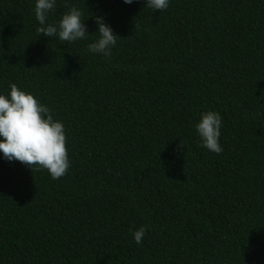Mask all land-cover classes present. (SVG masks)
I'll list each match as a JSON object with an SVG mask.
<instances>
[{
	"label": "trees",
	"instance_id": "16d2710c",
	"mask_svg": "<svg viewBox=\"0 0 264 264\" xmlns=\"http://www.w3.org/2000/svg\"><path fill=\"white\" fill-rule=\"evenodd\" d=\"M35 2L0 0V95L49 108L71 166L53 180L0 153V264H264V0H68L88 32L72 43L36 35ZM93 17L110 57L88 51ZM208 111L220 154L196 131Z\"/></svg>",
	"mask_w": 264,
	"mask_h": 264
},
{
	"label": "clouds",
	"instance_id": "9594fccd",
	"mask_svg": "<svg viewBox=\"0 0 264 264\" xmlns=\"http://www.w3.org/2000/svg\"><path fill=\"white\" fill-rule=\"evenodd\" d=\"M134 0H123L132 4ZM169 0H145V7L154 11L166 10ZM56 0H36L34 13L39 27L38 37H57L62 42L72 43L88 36L83 13L65 0L68 11L58 23H47L49 14L55 11ZM98 26L99 38L88 45V51L94 54L111 56V50L120 39L103 17H93ZM8 95H0V153L9 162L18 161L33 170H47L53 180L64 177L69 168L67 136L62 122L53 119L48 107L42 105L34 95L29 94L15 83L9 85ZM221 116L213 111L201 115L196 131L202 141L201 146L220 154ZM184 142L178 150L185 148ZM148 227L142 225L132 235L137 245L142 243Z\"/></svg>",
	"mask_w": 264,
	"mask_h": 264
}]
</instances>
